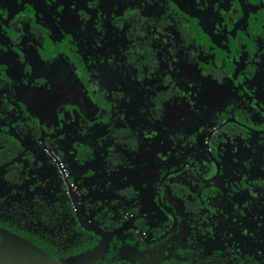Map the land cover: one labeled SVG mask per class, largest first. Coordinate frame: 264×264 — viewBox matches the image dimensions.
Instances as JSON below:
<instances>
[{
  "label": "rangeland",
  "instance_id": "obj_1",
  "mask_svg": "<svg viewBox=\"0 0 264 264\" xmlns=\"http://www.w3.org/2000/svg\"><path fill=\"white\" fill-rule=\"evenodd\" d=\"M72 1L77 5L79 0ZM196 1V6L191 4L186 6L188 7L186 14L194 20L198 29L202 30L203 39H207L203 32L204 26L208 25L209 14L206 11H200L199 7L202 8L209 3L210 10H213L218 17L228 14L233 6L236 7L235 0L233 2L231 0ZM49 4L55 15L52 18L55 25L79 52L89 46L105 48L106 52L112 51L111 45H106L98 33L99 20L104 18L105 13L112 10L105 0H87L85 8L80 7V4L76 12L69 10L64 0H49ZM7 8L6 5L0 6L3 10ZM142 9V7L139 8L140 19L134 21L140 24L139 28L149 23L150 26L141 29L149 31L153 44L156 43L144 60L151 62L156 52L159 60H163L168 65L172 74H167L169 76L163 82L167 83L168 87L162 89L160 93L161 96L167 95L166 98L170 101L174 98V101L169 104L170 106L168 105V112L153 111L148 106L150 98L143 96L144 93L136 89L139 85L137 81H140L141 77L136 80L134 68L125 63L123 56L120 57V48H116L115 53L112 54L120 59L117 65L118 71L115 69V63L109 61L108 65L112 69L107 68L108 70L100 77H103L102 85L107 87L105 91L109 94L115 93V97L109 98L113 108L106 125L110 123L118 129L111 128L109 132L112 134L108 135L111 139L100 142L96 147L94 159L104 162L98 170V175L93 177L86 173L80 175L78 173L74 177L78 187L84 190V197L114 199L116 196L121 199L119 193L116 194L114 190L123 189L131 182L138 186L141 181L136 175L138 171L147 170L148 178L152 181L159 174L160 163L177 165L186 154L204 165V147L198 142L196 136L194 135L195 140L194 138L191 141L185 140L192 129L190 110L213 118L222 114L235 113L246 117L254 125L263 122L261 111L242 95L241 89L239 90L233 79L231 67L234 55L228 33L223 32L220 37L222 51L211 57L212 63L222 71V85L217 86L218 84L204 76V71L191 67L190 64L181 63L179 66L183 70L179 68L177 73L173 70L172 56L168 49H164L167 35L166 18L162 17L160 10L154 12L145 9V12ZM67 15H69L68 18ZM10 25L14 29V38L17 39L22 24L13 22ZM36 25L39 29L37 36L40 47L39 45L35 48L29 45L24 47L26 54L32 58L33 68L29 78H27L28 74L21 70L15 72L14 78L11 77L10 71L0 72V173L9 172L12 181H17L20 189L36 177L34 168L36 161H39V157L43 156L45 151L42 147L39 148L38 142L29 137L28 129L20 116L21 113L18 114L22 106L31 116V120L37 119L42 126L46 124L47 128L57 127L53 118L56 117L58 107L65 103L77 104L76 108L80 114L91 121V113L85 101L87 95L81 91V86L69 67L60 64L61 55L53 46L50 35L44 30L43 23L37 21ZM104 25L105 31L115 34L112 32L116 28L114 24L105 22ZM258 31L261 32L258 39L261 40L262 49L258 51V56L256 50L246 54V68L241 73L248 77L244 85L264 103V15ZM213 34L212 38L215 39ZM201 36L198 37L200 40ZM118 42L120 43V40ZM171 42L172 48H176L174 52L178 58L179 54L182 55L185 51L183 41H174L171 38ZM114 44H116L115 41ZM240 50L241 46L239 53H241ZM15 56V59L19 60L18 55ZM173 58L175 59L174 55ZM16 63L19 64V68L26 64L25 61H16ZM249 67H253L255 71L252 72ZM114 71L116 76L120 77V85ZM37 77L48 79L50 86L33 84L32 81ZM10 79L16 83L12 95L5 91V81ZM64 87L70 89L68 94L62 90ZM70 95H74L78 102L73 98L70 99ZM181 109L184 110L181 112ZM72 132H74L73 127L61 140L55 139L53 143L64 145L68 139H71L68 140L71 145H78L79 141ZM118 144L123 145L127 153L120 154L117 149ZM215 146L221 153V161L224 163V170L220 178L218 177V182L207 184L198 180L189 171L181 170L168 181L166 196L173 201L176 209L178 206L189 208L186 212V224L192 220L195 226L197 221L216 225L218 232H215L216 237L213 242L215 244L213 248L209 247L210 251L237 252L242 256L250 255L258 262L264 263V142H261L257 136L243 135L242 132L230 127L218 135ZM18 149L22 150L19 154H15ZM38 182L39 180L36 181ZM126 188L124 192L130 197L138 196L141 217L152 223L150 214H156L155 211L161 213L156 206H149L148 197L152 194L148 191L144 193L133 190L131 186ZM210 244L208 241L207 245ZM170 257L185 259L176 251L169 253L161 248L143 247L131 233L124 232L112 244L104 258L107 264H159Z\"/></svg>",
  "mask_w": 264,
  "mask_h": 264
},
{
  "label": "flooded vegetation",
  "instance_id": "obj_2",
  "mask_svg": "<svg viewBox=\"0 0 264 264\" xmlns=\"http://www.w3.org/2000/svg\"><path fill=\"white\" fill-rule=\"evenodd\" d=\"M231 1L233 2V0ZM64 2L69 10L71 11L74 10L76 12V8L80 4H81L80 7L85 8L84 5H86L87 0H79L77 1V5L72 0H64ZM105 2L107 5L112 7V10H109L107 13H105L104 18L99 20L98 33L100 39L103 42H105L106 45L109 44L111 45L112 51L106 52L105 48L99 49L89 46L85 48L84 51L80 50L79 52L75 47H73L70 44L68 40L65 39L58 26L55 25L52 19L54 18L55 15L49 4V0H0V6L6 5L8 7L7 9L4 10L0 9V46L2 47L0 49V72L2 70L10 71L9 73H11L10 74L11 77L14 78L16 77L15 72L21 70L22 72L25 71L28 74L27 78H29L30 72L32 71L33 68L32 58L26 54L24 47L26 45H29L34 48L37 45H39L40 47V42L37 36L38 34L37 32L39 29L38 26L36 25V22L41 21L44 25L45 28L44 30L51 37L53 46L56 47L57 51L61 55L60 64L62 66L65 65L69 67V70L72 72L74 78L77 80V82H79L81 86V91L87 95L85 101L86 104H88L87 106L89 107L91 113L90 114L91 121H88L89 119L88 117L80 114V111L77 110L76 108L77 104L75 103H73L75 105L73 104L71 105L67 103L73 106V108H70V106L65 107L64 104L63 105L61 104L57 109L56 116L59 115L60 112L59 109H60L62 113L65 112L64 114H62L63 117H65V119H75V116H77L80 119L85 120V126L84 128H82V130L90 134L89 135L90 138L93 139L92 145L96 149V147L99 145L100 142H107L111 139V137L108 136L111 128L115 130L118 129L115 126L110 125V123L106 125V122L110 117V112L113 108V105L109 101L110 100L109 98L113 96L115 97V93L112 92L111 94H109L108 92L105 91L107 87L102 85L103 77H100L102 76L101 75L102 73H105L108 70L107 68H111L108 65L109 61L115 63L116 66L115 69L118 71L117 65H119L118 63L120 62V59L112 54L115 53L116 48H120L121 51L120 57L123 56V60L125 61V63L130 64L134 68L135 70L134 73H136L135 74L136 80L138 77H141V80L137 81L139 85L136 89L138 90V92L144 93L143 96H147L150 98L148 100V106L151 107L153 111L157 112L163 110L168 112V107L170 106L169 104H171L174 101V98L172 99V101H170L168 100V98H166L167 95L161 96L160 93L162 89L168 87V84L163 82L169 76L167 74H172V71H170L168 65L163 60H159V57L158 55H156V52L155 55H153V60H151V62H146L144 60L145 59L144 57H147L146 54H150L148 53L149 50H151V48H154L156 44V43L153 44L149 34L150 32L147 30L143 31L141 29V28L146 29L148 25L150 26V24L147 23L148 25L145 24L144 25L145 27L140 26L139 28L140 24L134 21L135 19H137V21L140 19L139 14L141 15V11L139 10V8L141 7L143 8L142 10L145 12H146L145 9H149L154 12L155 10L156 11L160 10L162 17L166 18L165 30L167 32V35L165 36L166 40H165L164 49H168L167 51L172 56L171 63L173 64V70H175L176 73L179 68L183 70L179 66L181 63L190 64L191 67L193 66L204 71V76H206L210 81L216 83V85L218 84L217 86H221L222 71L219 67L216 66V64L212 63L213 61L212 56L216 53H219V51H222L223 46L220 37L223 32L228 33L231 39L232 53L234 55L233 63L231 67L233 79L239 90L241 89L242 95L246 97L248 100H250L251 104H254L255 107H257L261 111V114L263 116V122H261L258 125H254V123L251 122L249 119L239 114H235V113H231L229 115L226 114L229 118L225 121V127H223L222 130H220L218 134L215 135L216 136L215 140L217 139L218 135H220L225 129L231 127L238 132H242L243 135L257 136L259 137L261 142H264V103L261 101L260 97L254 96L251 93L250 89L244 85L246 82V78L248 77L241 73L246 68L245 65L246 54L256 50L258 56L259 55L258 51L262 49L261 40L258 39V36L261 35V32L258 31V27L259 24L262 22L264 15V0H235L234 2L236 3V7L233 6L228 14H224L225 17L224 16L218 17L213 10H210L211 5L209 3L203 5L202 8L199 7L200 11H206L209 14L208 25L204 26V32H203L204 37L207 36L206 37L207 39L204 38L205 40L201 36L202 30L198 29L197 25H195L194 20L189 18L186 14V8H188L186 6H189V4L196 6V2H197L196 0H105ZM168 14L170 16H168ZM68 17L69 15H67V18ZM155 18L153 19L155 20ZM13 22H19L20 24H22L21 31L17 39L14 38V29L10 25ZM105 22H108L111 25L114 24L116 26V28L112 30V32H114L115 34H111L107 30L105 31V25H104ZM212 34L215 35L216 37L215 39L212 38L213 37ZM110 35H114L115 37L113 38ZM200 36L202 37L203 40L202 39L200 40L198 38ZM171 38H173L174 41H180V42L183 41V46H185L184 53H182V55L179 54L178 58L176 57V52H174L176 48L174 47L172 48L173 44L171 42ZM111 39L113 40V43L115 41L116 44L113 45ZM119 40L120 43L118 42ZM157 42L159 44L160 40L158 39ZM240 46H241V50H240L241 53H239ZM38 52L40 53V50H38ZM158 53L160 52L158 51ZM15 55H18L19 60L15 59V57H17ZM173 55L175 56V59L173 58ZM97 56H100L99 62L101 64V67H103L102 69H98L99 67H96ZM15 60L18 62L25 61L26 64L24 67L19 68L18 67L19 64L16 63ZM91 65H93V67H91ZM249 68L252 70V72L255 71V69H252L253 67L252 68L249 67ZM77 70L78 71L81 70L84 74L83 75L79 74L80 76L79 77L77 74ZM128 73H129V69L127 70V74ZM114 75L120 85V77L116 76L115 71H114ZM84 76L88 77V81L86 80L87 82H85ZM129 78H131V76ZM157 78L159 79V81ZM89 80L93 82L89 83ZM151 80L153 81V83H150L152 82ZM32 82L37 86L42 84H45L46 86H50L49 80L43 79L42 77H37ZM84 82L86 83V85L87 83L91 85L90 90L94 94L88 93V90L86 89V85L83 84ZM15 86L16 83L13 82L11 79L5 81V91L7 90L11 95L13 94V90L15 89ZM96 88H99V90H101V93L100 92L99 93L103 96L104 100L108 101L110 105V109H107L106 111L107 113L99 112L100 106L96 101V95H97ZM62 90L65 92V94H68L70 92V89L67 87H64ZM74 95L76 96V94ZM74 95L72 96L70 95L71 96L70 99L73 98L74 101L78 102L74 98ZM181 104L183 105V101ZM183 110L184 109H181V112ZM191 112L192 110H190V113ZM190 113H189V118L192 129L188 134V136H186L185 140L187 139L191 141L194 138V133H193V126L191 124ZM64 128H65V122L63 119H60V129L57 131V133H55V135L62 133L64 131ZM122 129H124V127H122ZM122 129H120V132H122ZM105 132H107V134H105ZM46 136L47 135L43 134V136L39 138V140H37L36 142H38L39 148L42 147L43 149H45L42 155L50 156L52 160L55 162L56 166L58 167L60 171L61 179L65 184L67 193L69 194V198H70V193L67 184H69L72 192L77 197L81 207V212L87 224L92 227L102 229L105 232H109L106 231L105 228L101 227L100 225L90 222L89 216L92 214L93 211L86 210L84 205L82 204V200L77 196L75 191V189L77 188V183L73 180L74 178H71L70 173L65 167V163L62 157H60L54 150L48 148L44 144V137ZM261 136L263 137L260 138ZM29 137H30V133H29ZM215 140H214V146H215ZM117 149L120 154H123L127 150L121 144H118ZM21 150L22 149L16 150L15 154H19ZM80 150H85V149L82 148ZM94 152L91 153L90 155L91 157L90 161L92 163L91 164L92 168L96 170V175H98V170L100 169V167L103 165L104 162L102 160L101 161L95 160ZM52 154H54L58 158L60 164L56 162ZM128 155H130V152H128ZM186 155L188 157H192L189 154ZM78 160L80 163L83 161L82 157L80 156H78ZM194 161L198 162L196 161V159H194ZM180 163L181 162H179L177 165H174V167L177 168ZM60 165L62 168L60 167ZM185 165L188 166L189 164H185ZM35 173H36V177L33 179V181L37 185L39 184V182L36 183V181L39 180V178L37 176L36 171ZM171 177L172 176H170L167 179V182L170 180ZM9 178L11 179V174L9 175ZM196 178L200 181H204V183L210 184L208 182V179H205V177L204 179L201 177H196ZM219 178L218 177L216 178L215 181L216 183L218 182ZM66 179L68 180L67 183H66ZM15 183L18 184L17 181ZM119 196H121L122 199L123 194L120 192ZM176 210L177 212H183L186 215L187 214L186 212L189 210V208L177 207ZM165 212L169 213L170 215L172 214L169 211V209H165ZM198 224L203 225L204 222L202 223L201 221L200 222L197 221V225ZM130 225H131V220L128 219L120 223L116 227L111 228V230L118 228L120 226H124V228L119 230L118 232L124 231ZM195 231H197L196 227H195ZM127 232L131 233V235L135 239H137L142 244L143 247H150L143 245L140 238L133 235L132 232L130 231ZM94 234H95L94 239L97 244L100 241V236L97 233ZM113 235L111 236V238L113 237ZM154 240L156 241L157 238L149 239V241H154ZM112 244L106 249V251L102 253L99 259L107 255Z\"/></svg>",
  "mask_w": 264,
  "mask_h": 264
},
{
  "label": "trees",
  "instance_id": "obj_3",
  "mask_svg": "<svg viewBox=\"0 0 264 264\" xmlns=\"http://www.w3.org/2000/svg\"><path fill=\"white\" fill-rule=\"evenodd\" d=\"M99 59L100 56H97L96 67L102 69ZM77 74L79 76V74L83 75L84 73L77 70ZM84 79L85 82L88 81V77L84 76ZM85 82L84 85H86ZM90 82L91 80H89ZM89 83H87L86 89L88 93L92 94ZM96 91V101L100 106L99 112L107 113L106 111L110 109V105L100 94L101 90L96 88ZM71 105L64 104L65 107L70 106V108H73ZM59 111L57 118H53L57 127L53 128H47L46 124L42 126L37 119L31 120V116L24 106L21 107L18 114L21 113L20 116L30 133V138L34 141L39 140L43 134L47 135L44 137V144L62 157L71 178H74L78 173L79 175L86 173L94 177L96 170L92 168L90 155L96 149L92 145L93 139L90 138V134L82 130L85 126V120L77 116H75V119H65L62 115L65 112L62 113L60 109ZM190 117L193 133L196 135L198 142L204 147V165L195 162L193 157L185 155L186 158L185 156L182 157L177 168L166 163H160L159 174L152 181L148 178L147 170L138 171L136 175L141 180L138 186L131 182L123 189L116 188L114 190L116 194H120V192L123 194L122 199H117L116 196L114 199L95 198L86 195L84 197V190L77 185L75 189L77 196L82 200L86 210L93 211L89 216L90 222L100 225L106 231H110L111 228L120 223L128 219L131 220L129 227L124 231L115 233L110 238L104 245L103 251H106L122 233L130 231L140 238L145 246L161 248L169 253L176 251L180 256L185 257L184 260L170 257L159 264H264L250 255L242 256L232 251H210L211 248L209 247L213 248L215 244L213 243L216 237L215 232H218L216 225L206 223L195 226L192 220L186 224L187 215L183 212H177L172 203L173 201L166 196V190H168L167 179L170 176L179 174L181 170L187 169L195 177L203 179L205 177L210 184L214 183L224 170L221 153L214 146V140L215 135L225 127V121L229 117L222 114L213 118L206 114L202 116L197 112L194 113V111L190 113ZM60 119L64 120L65 128L62 133L55 135L60 129ZM71 127H73L74 132L72 133L78 139L79 144L71 145L68 141L71 139H68L64 145H55L53 140H61ZM82 148L86 151L80 150ZM78 156L83 159L81 163ZM36 163L34 168L39 178V184L37 185L33 181L20 189L19 184L9 178V172L0 174V227L24 238L46 253L58 258H68L92 249L96 244L95 234L82 228L55 162L50 156L43 155L39 157V161H36ZM185 164L189 165L186 166ZM138 177L136 178L137 181ZM73 180L75 181V179ZM129 186L133 190L144 193L148 191L152 194L148 197L149 206L154 205L161 211V213L155 211L156 214H150L153 219L152 223L146 221L143 216L141 217L138 196L130 197L124 192L127 189L126 187L129 188ZM178 207L180 208V206ZM165 209H169L172 214L166 213ZM195 227L197 231H195ZM156 238V241H149V239ZM208 241L211 243L210 245H207ZM97 260L96 263L93 262L92 264H107L104 257ZM85 262L88 264L90 261L87 262L86 259Z\"/></svg>",
  "mask_w": 264,
  "mask_h": 264
},
{
  "label": "water",
  "instance_id": "obj_4",
  "mask_svg": "<svg viewBox=\"0 0 264 264\" xmlns=\"http://www.w3.org/2000/svg\"><path fill=\"white\" fill-rule=\"evenodd\" d=\"M52 156L60 164L58 158L54 154ZM67 182L68 180L66 179ZM67 185L71 202L75 207L82 227L88 231L97 233L100 236V241L92 249L86 250L85 252L75 254L68 258H58L46 253L24 238L0 227V264H41L42 262L45 264H86V259L87 262L90 261L88 264H92L102 255L105 243L109 241L113 234L123 229L124 226L105 232L102 229L88 225L84 220L77 197L72 192L69 184Z\"/></svg>",
  "mask_w": 264,
  "mask_h": 264
},
{
  "label": "bare ground",
  "instance_id": "obj_5",
  "mask_svg": "<svg viewBox=\"0 0 264 264\" xmlns=\"http://www.w3.org/2000/svg\"><path fill=\"white\" fill-rule=\"evenodd\" d=\"M41 264H45L44 262H42Z\"/></svg>",
  "mask_w": 264,
  "mask_h": 264
}]
</instances>
